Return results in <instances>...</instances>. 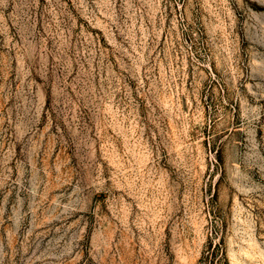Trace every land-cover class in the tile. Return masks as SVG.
<instances>
[{"label": "rangeland", "instance_id": "rangeland-1", "mask_svg": "<svg viewBox=\"0 0 264 264\" xmlns=\"http://www.w3.org/2000/svg\"><path fill=\"white\" fill-rule=\"evenodd\" d=\"M0 264H264V0H0Z\"/></svg>", "mask_w": 264, "mask_h": 264}]
</instances>
